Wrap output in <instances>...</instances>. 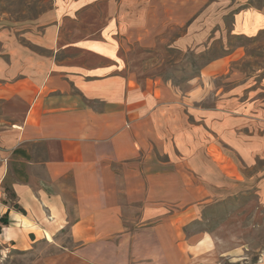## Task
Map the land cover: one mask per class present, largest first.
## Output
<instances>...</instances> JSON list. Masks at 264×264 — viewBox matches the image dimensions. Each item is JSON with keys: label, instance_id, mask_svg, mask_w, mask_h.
<instances>
[{"label": "rangeland", "instance_id": "rangeland-1", "mask_svg": "<svg viewBox=\"0 0 264 264\" xmlns=\"http://www.w3.org/2000/svg\"><path fill=\"white\" fill-rule=\"evenodd\" d=\"M51 58L129 80L142 111L133 164L150 195L119 203L131 232L149 219L126 264H264V0H0V133L27 110L10 89ZM74 246L65 227L0 246V264H87Z\"/></svg>", "mask_w": 264, "mask_h": 264}, {"label": "crops", "instance_id": "crops-1", "mask_svg": "<svg viewBox=\"0 0 264 264\" xmlns=\"http://www.w3.org/2000/svg\"><path fill=\"white\" fill-rule=\"evenodd\" d=\"M85 42L92 56L111 57L105 42ZM49 62L10 89L27 110L0 133V218L9 220H0V246L28 250L39 234L51 240L67 227L75 243L69 250L83 262L126 264L128 240L145 232L149 219L141 216L131 232L119 203L144 204L150 195L146 167L133 164L139 149L132 129L142 111L120 75L79 59L67 67Z\"/></svg>", "mask_w": 264, "mask_h": 264}, {"label": "trees", "instance_id": "trees-1", "mask_svg": "<svg viewBox=\"0 0 264 264\" xmlns=\"http://www.w3.org/2000/svg\"><path fill=\"white\" fill-rule=\"evenodd\" d=\"M14 196L13 194H11V197ZM14 208H16L18 211L22 212V213H25V211L18 205V204H14L13 205ZM1 222L3 224H7L9 222L8 220V217H7V214L5 213L1 218H0Z\"/></svg>", "mask_w": 264, "mask_h": 264}, {"label": "built area", "instance_id": "built-area-1", "mask_svg": "<svg viewBox=\"0 0 264 264\" xmlns=\"http://www.w3.org/2000/svg\"><path fill=\"white\" fill-rule=\"evenodd\" d=\"M5 162H6V158L0 157V164L5 163Z\"/></svg>", "mask_w": 264, "mask_h": 264}]
</instances>
